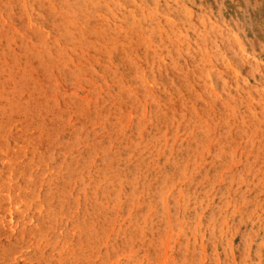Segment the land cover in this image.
<instances>
[{"label":"rangeland","instance_id":"1","mask_svg":"<svg viewBox=\"0 0 264 264\" xmlns=\"http://www.w3.org/2000/svg\"><path fill=\"white\" fill-rule=\"evenodd\" d=\"M0 264H264V0H0Z\"/></svg>","mask_w":264,"mask_h":264}]
</instances>
